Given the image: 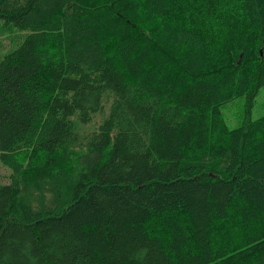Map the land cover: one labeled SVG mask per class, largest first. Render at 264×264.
Wrapping results in <instances>:
<instances>
[{
	"label": "trees",
	"instance_id": "obj_1",
	"mask_svg": "<svg viewBox=\"0 0 264 264\" xmlns=\"http://www.w3.org/2000/svg\"><path fill=\"white\" fill-rule=\"evenodd\" d=\"M0 23V264H264V0H0Z\"/></svg>",
	"mask_w": 264,
	"mask_h": 264
},
{
	"label": "rangeland",
	"instance_id": "obj_2",
	"mask_svg": "<svg viewBox=\"0 0 264 264\" xmlns=\"http://www.w3.org/2000/svg\"><path fill=\"white\" fill-rule=\"evenodd\" d=\"M3 25L0 23V53H3L8 47L11 46L12 40L17 39V35L14 31L5 30L2 28ZM245 100L243 97L236 99L235 101L227 104L221 109L222 117L225 124L230 128H236L242 122L245 112ZM264 116V88L260 90V93L256 96L251 108L250 117L255 120ZM62 163H59L60 168ZM65 167H69L65 165ZM9 169L1 165L0 163V184H6L8 182Z\"/></svg>",
	"mask_w": 264,
	"mask_h": 264
}]
</instances>
